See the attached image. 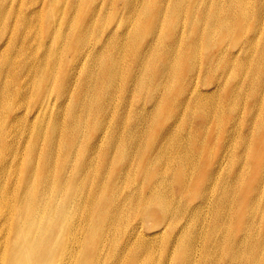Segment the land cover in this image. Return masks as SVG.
Returning a JSON list of instances; mask_svg holds the SVG:
<instances>
[{
  "label": "bare ground",
  "instance_id": "1",
  "mask_svg": "<svg viewBox=\"0 0 264 264\" xmlns=\"http://www.w3.org/2000/svg\"><path fill=\"white\" fill-rule=\"evenodd\" d=\"M9 1L0 0V20L4 26L3 33L12 29L9 42L18 43L19 48L9 53L6 49H1L4 43L0 44V78L5 74L3 83L0 81V109L3 107L0 117L5 118L0 126V144L5 149H12L15 143L24 144L28 138L30 144L24 152L25 159L22 157L19 165L13 166L0 161V264H140L141 258H144L142 264H178L179 261L182 264H264V234L260 231L258 234L251 232L255 226L252 224V214L256 210L252 212L251 204L247 206L252 198H256L261 208L260 196L258 201L255 195L259 191L257 182L264 177V164H259L254 179V184H257L250 187V196L242 208L243 216L250 218L247 225H243V238L233 240L228 237L225 224L228 217H223L221 211H218L228 200L230 188L234 185L227 178L219 184L220 191L213 203L209 222L204 219L201 223L203 232L196 229L186 233H183L184 230L179 231L178 243L172 240L161 243L158 255L156 250L159 247L151 241V236L156 234L147 236L141 223H132L131 215L137 210L144 213L152 203L159 209L163 219L168 217V228L175 224L168 207L166 184H169L163 176L160 175L154 183L146 184L145 188L135 187L131 191L123 192L115 189L123 180L118 176L112 191L106 195L107 201L102 196V186L107 178L105 173H101L98 178L101 181L98 188L89 179V183L85 180L95 166L93 154L96 147H102V143L97 144V141L90 146L85 141L79 142L78 137L84 126L90 129L89 133L93 132V140L100 135L101 114L86 119L88 110L98 101L107 99V96H98V93L112 91L118 71L123 73L125 91L133 87L135 93L143 91L153 77L160 83L166 80V76L171 73L172 64L166 63L171 55L168 51L171 46L166 45V42L177 36L182 39L178 22L182 0H158L155 15L150 19L146 12L150 4L148 1L120 0L121 8H117L116 0H109L108 10L122 20L107 31H102L101 35H98L100 29L96 25L100 19L101 8L96 6L95 0H89V9L82 14H79L78 0H48L47 3L45 0H20L24 9L20 6L16 13L6 6ZM230 2L234 4V0ZM235 2L236 5H243L241 14L248 16L243 1ZM196 3L200 8L195 10L194 4L188 17L193 23L195 19L198 24L207 26L206 35L200 31L198 33L200 37L208 40L211 31L223 28L221 14L211 11L218 4L214 0H198ZM109 11L106 12L110 13ZM48 12L53 15L60 14L57 24L59 31L46 32L47 36L50 33L51 45L42 40ZM146 15L149 20L143 24ZM169 25L168 36L161 37V27ZM94 32L97 34L96 38L90 39ZM193 36L197 38L196 35ZM252 38L247 42L246 39L242 41L246 42L250 51L255 47ZM150 39L152 40L149 44ZM154 40L158 43L156 46H153ZM39 41L44 43L42 54L34 47ZM187 42L189 46L192 45L191 40ZM126 44L129 51L125 50ZM223 46L222 41L215 43L217 49ZM30 47L33 48L25 50ZM189 49L184 51L185 57L189 55ZM241 50H244V45ZM262 50L264 56V48ZM161 55H164V61L160 62ZM116 56L125 60L120 68L112 62ZM220 56L231 59L232 53L224 51L223 48L217 54L211 55L206 66L210 64L211 67L217 57L221 61ZM85 59H89V62L84 66V73H78L76 64ZM61 61L70 66L62 65ZM139 61L145 63L138 64ZM238 64L244 69L252 66L250 58H244ZM153 68L157 75H152ZM57 76L56 100L61 104L63 112L69 116L67 127L72 128V143L75 142L77 147L80 145L82 150L70 165L69 171L72 174L58 173L60 178L57 176L52 179L51 160L54 134L60 129L59 118L54 117L52 121L46 119L44 123H36V120L39 113L47 110L50 101L44 82L50 87V81ZM262 77L264 78V73L259 72L257 81L263 80ZM184 87H188L191 94L187 95L189 92ZM169 92L167 97L171 96ZM179 94L180 98L175 99L177 110L173 119L180 109L185 110L184 106L191 107V103L199 108L207 105L201 100L202 95L196 83L195 86L192 82L183 86ZM153 99L156 110L158 100ZM146 111L144 107L133 109L130 120L128 115L124 119L122 115L116 118L115 132L108 138L105 146L107 161H110L108 152L115 144H119L116 150L117 163H121L133 151L138 127L143 120L142 114ZM47 122L49 123L46 124ZM124 122L132 125V129H122ZM20 124L23 127L16 128ZM44 125H50L46 130L49 140L45 147L36 151L35 142L44 134ZM124 136L126 141L121 143ZM155 149L159 152L161 145L157 143ZM12 153L16 154V151ZM150 176L148 174L147 182H150ZM175 179V184L183 189L188 182V172L180 171ZM208 183L210 181H205V177L200 178L199 184L203 186L200 202L205 201ZM162 186H165L164 195L160 193ZM124 201L134 203L127 205ZM94 210L98 211L96 218L91 216ZM175 214L180 215L181 210ZM260 217L259 226L264 220V207ZM197 238L203 245L194 260L193 245ZM163 244H167V247ZM171 246L175 248V253L181 255L176 263L166 257ZM208 257H211L210 260Z\"/></svg>",
  "mask_w": 264,
  "mask_h": 264
},
{
  "label": "rangeland",
  "instance_id": "2",
  "mask_svg": "<svg viewBox=\"0 0 264 264\" xmlns=\"http://www.w3.org/2000/svg\"><path fill=\"white\" fill-rule=\"evenodd\" d=\"M78 1L80 4L79 14L87 12L90 5L89 0ZM145 1L150 3L146 11L150 19L155 15L159 3L158 0ZM197 1L182 0L181 2L183 6L178 22L180 24L179 29L182 31L180 33L182 39L180 40L177 36L166 42V45L171 46L168 49L171 55L166 63H172L171 73L166 76V80L160 83L156 77H153L143 91L135 93L133 87L129 91H125L123 73L118 71V78L114 79L112 91L106 94L103 92L98 93V96L104 95L107 96V99L98 101V105L95 104L86 114V119L101 114L100 135L93 140V132L89 133L90 129L84 126L81 135L78 137L80 143L85 141L89 146L96 141L97 144L102 143V147L100 149L96 147L94 151L93 164L95 166L88 173L85 180L88 181L89 179L91 184L98 188L101 184L98 178H100L101 173H105L107 178L102 186V196L105 201H107L106 195L112 191L115 185L114 181L117 180L118 176L123 179L115 187L120 192L131 191L135 187L145 188L146 184L154 183L160 175L168 182L166 193L169 201L168 207L173 214L172 216H174V225L168 228V217L163 219L159 209L152 203L144 213L137 210L131 215L132 223H141L143 232L147 236L156 234L151 236V241L156 247H159L156 250L157 255L161 243L167 240L178 243L179 231L184 230L183 233H186L189 230L196 229L203 232L201 223L204 219L205 222H209L213 203L220 191L219 184L227 178L234 185L230 188L228 200L225 204L222 203L224 206L219 207L218 211H221L223 217H228L225 223L228 229V237L233 240L244 237V226L247 225L250 218L243 216L242 208L247 197L250 196V187L256 186L257 183L259 191L255 196L258 201L260 196L261 208L256 198H252L247 206L251 204L250 209L252 212L256 210L252 214L251 220L255 226H253L251 232L258 234V231H260L264 234V220H262L261 226L258 225L259 219H261L260 213L264 207V177L254 184L259 164H264V161H262L264 159L262 157L264 156V78L262 77L263 80L257 81L259 72L264 73L262 50L264 48V0H242L248 16L241 14L243 5L241 3L236 5L235 0L234 4L230 0H214L218 5L212 8L211 11L221 14L223 28L220 27L219 30L211 31L208 40L205 37H200L198 33L200 31L206 35L208 32L207 26L198 24L195 19V23H193V20L188 17V13L194 4L195 10L200 8V5L196 3ZM45 2L47 3L48 0H45ZM108 2L109 0H95L96 6L101 8L100 19L96 23L100 29L98 35L122 20L118 18L119 16L111 14L108 10ZM6 6L11 7L12 11L16 13L18 7L22 6V2L20 0H10L6 3ZM115 7L121 8L120 0L115 1ZM44 10L45 8H43ZM147 15L144 16L143 24L149 20ZM59 20L60 14L53 15L48 12V17L44 22L42 40L48 42L49 45L52 41L50 33L58 30ZM172 20L176 23L175 18ZM170 26L161 27V37L168 36ZM47 30L50 32L48 36L46 34ZM3 31V22L0 20V34ZM11 34L12 29H9L0 38V44L4 43L1 49H6L9 53L11 50L15 51L19 48L18 43L9 42ZM28 34L29 32L26 36ZM96 35L95 32L92 33L90 39H95ZM193 35H196L197 38L195 39ZM251 38L255 43L253 51H250L248 45L245 44ZM152 39L149 40V44ZM244 39H246L245 43L242 42ZM188 40L192 41L191 46H189ZM218 41H222L224 45L220 49L215 48V43ZM195 43L197 44L194 46ZM157 44L154 40L153 46ZM243 45L244 50H241ZM34 47L39 54H42L44 43L39 41ZM32 48H25V50ZM223 48L224 51L232 53V58L225 59L220 56L221 61L217 57L211 67L210 64L206 66V62L211 55L217 54ZM186 49H189V55L185 57L183 54ZM125 50H130L127 44ZM163 58L164 55H161L160 62L164 61ZM244 58H250L251 60L252 66L248 69H244L238 64V61ZM88 62L89 59H85L76 64L78 65L76 71L84 73V66ZM112 62H115L119 68L125 64V60L117 56L112 59ZM65 63L67 62L61 61L62 65L70 66ZM139 63L143 64L145 62L139 61ZM155 71V68H153L152 75H157L154 74ZM148 72L150 73V69ZM4 76L5 74H3L2 79L0 78L2 83ZM58 79V76L52 79L50 87L44 82V86L47 87L50 94V101L47 110L39 113L36 120V123H44L46 119L52 121L54 117L59 118L60 129L54 134V150L51 160L52 179L57 176L59 179L58 173L61 175L72 174V171H69L70 165L82 150L80 145L77 147L75 142L72 143V128L67 127L69 116L63 112L61 104L56 100ZM191 82L193 86H195V83L197 84L202 95L200 98L207 105L199 108L198 105L193 106V103H191V107L186 108L184 106L185 110L180 109L173 119V115L177 110L175 99L180 98L179 91L181 88ZM184 89L189 92L187 95L191 94L188 87H184ZM168 91L171 93L170 97H167ZM153 98L158 100V109L156 110H154L156 103ZM141 107H144L147 111L142 114L143 120L138 127V135L133 151L127 154L121 163H117L118 154L116 150L119 144L117 146L115 144L108 152L110 161H107L105 146H107L108 138L115 132L116 118L122 115L124 119L128 115L130 120L131 115L134 113L132 112L133 109ZM1 110H3L2 106ZM128 111H130L129 114ZM29 119L32 121L31 117ZM4 121L5 118L0 117V126ZM49 126H43L44 134L35 142L36 151L47 144L49 133H46V130ZM20 127H23V124L18 125L16 128ZM122 129H132V125L124 122ZM28 140L29 138L25 140L24 144L15 143L12 149H5L2 146L3 144H0V161L13 166L19 165L22 157L24 159L26 157V155L24 157V152L29 147L30 142ZM125 141L126 137L124 136L121 143ZM157 143L161 145L159 152H156L155 149ZM12 151H16V154H13ZM128 170L129 172H125ZM184 170L188 172V182L181 189L175 184V178L180 171L183 172ZM95 171H98V173L96 174ZM148 174H151L150 182H147ZM12 177L14 178V174ZM201 177H205V181H210L207 184L208 191L204 202H200V194L203 192V186L199 184ZM89 186L87 185V187ZM178 188H180V191ZM164 189L165 186L160 188L162 195L165 194ZM142 195L144 196V192H142ZM124 202L127 205L134 203ZM238 207L240 208L239 211ZM178 210H181L180 215L175 214ZM184 213L186 215H183ZM97 214L98 211L94 210L91 216L96 218ZM240 224H242L241 227ZM195 241L193 245L194 260L195 257H198L203 245L199 238ZM163 245L165 248L167 247V244ZM166 254L167 259L172 263H176L181 259V255L178 252L175 253V248L172 246ZM210 258L208 257L209 260ZM143 260L144 258L140 259V264ZM178 264H182V262L179 261Z\"/></svg>",
  "mask_w": 264,
  "mask_h": 264
}]
</instances>
